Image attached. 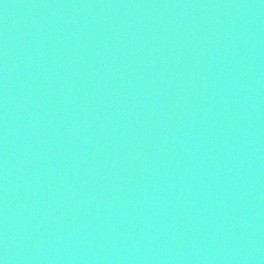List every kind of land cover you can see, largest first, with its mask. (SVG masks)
I'll return each mask as SVG.
<instances>
[{
    "label": "water",
    "instance_id": "95a60500",
    "mask_svg": "<svg viewBox=\"0 0 264 264\" xmlns=\"http://www.w3.org/2000/svg\"><path fill=\"white\" fill-rule=\"evenodd\" d=\"M0 264H264V0H0Z\"/></svg>",
    "mask_w": 264,
    "mask_h": 264
}]
</instances>
